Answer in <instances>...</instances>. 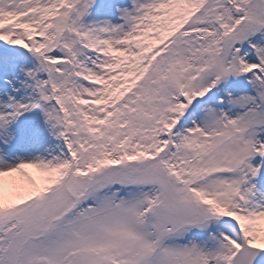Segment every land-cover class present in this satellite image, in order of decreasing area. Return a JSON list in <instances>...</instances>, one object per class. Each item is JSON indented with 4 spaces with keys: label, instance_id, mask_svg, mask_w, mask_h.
<instances>
[{
    "label": "snow or ice",
    "instance_id": "6c2138e0",
    "mask_svg": "<svg viewBox=\"0 0 264 264\" xmlns=\"http://www.w3.org/2000/svg\"><path fill=\"white\" fill-rule=\"evenodd\" d=\"M0 264H264V0H0Z\"/></svg>",
    "mask_w": 264,
    "mask_h": 264
},
{
    "label": "rangeland",
    "instance_id": "374dc122",
    "mask_svg": "<svg viewBox=\"0 0 264 264\" xmlns=\"http://www.w3.org/2000/svg\"><path fill=\"white\" fill-rule=\"evenodd\" d=\"M103 0H98V3H102ZM23 119V118H22ZM15 127V126H14ZM26 133L21 129L20 130V137H21V140H23V138L25 137Z\"/></svg>",
    "mask_w": 264,
    "mask_h": 264
}]
</instances>
